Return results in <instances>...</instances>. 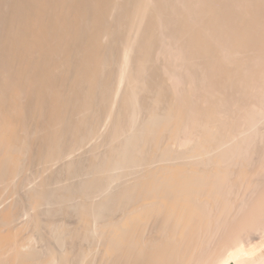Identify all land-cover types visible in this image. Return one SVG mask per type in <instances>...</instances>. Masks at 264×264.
Wrapping results in <instances>:
<instances>
[{"label": "bare ground", "instance_id": "6f19581e", "mask_svg": "<svg viewBox=\"0 0 264 264\" xmlns=\"http://www.w3.org/2000/svg\"><path fill=\"white\" fill-rule=\"evenodd\" d=\"M0 264H264V0H0Z\"/></svg>", "mask_w": 264, "mask_h": 264}]
</instances>
